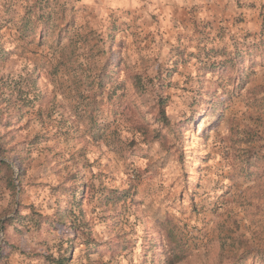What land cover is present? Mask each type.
<instances>
[{
  "label": "rangeland",
  "instance_id": "374dc122",
  "mask_svg": "<svg viewBox=\"0 0 264 264\" xmlns=\"http://www.w3.org/2000/svg\"><path fill=\"white\" fill-rule=\"evenodd\" d=\"M42 1L0 0V48L11 51L0 74L39 63L45 75L59 49L78 39L75 31L91 33L90 43L102 37L106 52L82 59L119 63L131 108L111 125L123 146L47 136L41 119L19 129L17 139L40 133L42 141L21 151L28 160L15 166L23 172L16 195L0 172L2 263L42 264L73 243L72 264H166L172 232L183 256L175 264H264L257 258L264 249V0L231 7L220 0L204 17L200 0H47L56 32L40 44L19 26L26 8ZM204 46L255 62L212 69L200 60ZM79 52L88 54L82 44ZM47 82L39 80L45 90ZM139 110L150 122L147 137L132 126L143 121ZM62 183L85 187L77 235L88 232L101 246L54 222L59 207L73 204L70 193L54 190ZM114 188L130 196L106 204L102 191Z\"/></svg>",
  "mask_w": 264,
  "mask_h": 264
},
{
  "label": "trees",
  "instance_id": "16d2710c",
  "mask_svg": "<svg viewBox=\"0 0 264 264\" xmlns=\"http://www.w3.org/2000/svg\"><path fill=\"white\" fill-rule=\"evenodd\" d=\"M49 7V2L44 0L39 5L33 4L30 8H26L20 18L19 29L22 36H37L40 44L45 43L50 37L55 38L53 34L56 30L51 22L52 13ZM70 24L74 25V22H70ZM67 30L70 31L69 28ZM75 32L78 39L71 38L68 47L64 46L59 49L58 63H54L45 75H43L39 63H26L19 70L14 69L8 73L0 74V125H3V129H0V172H4L7 187L15 195L18 193V186L22 180L21 164L26 165L25 162L28 160L21 151H31L34 144L42 141L40 133H36L32 137L24 136L17 139L19 129L26 128L29 122L34 119H41L43 125H46L44 129L47 136H50L51 133L52 136L58 137L74 133L84 143V147L100 144V142H107V145H110L111 140L112 142L118 141L120 146L124 144L117 128L111 129V125L124 116L123 113L126 115L128 108H131L130 103L126 101L127 82L117 75L119 63H86L87 60L104 54L107 43L100 37L99 43L92 45L90 43L93 38L91 33ZM56 38L57 40L61 39L60 33ZM80 44L87 48L86 56L79 52ZM253 47H257V45L254 44ZM10 53L11 51L0 48V60H7ZM220 54L224 57L216 58ZM243 54L238 51L227 52L218 46H204L200 49V60L202 63H211L212 69L216 68L217 63H222L221 66L225 67L237 63L255 62L254 59L249 60L250 55L245 57ZM251 67H254V63L250 65ZM42 77L48 79L47 83L52 85V88L47 86V89H44V86L39 83ZM63 77H65V81L62 79ZM216 106L214 103L213 107ZM139 112L143 121H133L132 126L147 137L151 134L150 122L146 113L144 114L140 110ZM55 115L56 117H54ZM25 119L26 121H24ZM131 119L129 117V120ZM47 120H50V124H47ZM163 121L166 124L169 122L165 116H163ZM153 132L155 136H159L161 133L157 127L153 129ZM133 141L134 138L130 143ZM115 146L113 143L112 147L115 148ZM252 164L250 163V165ZM17 165L20 166V169L16 172L15 166ZM54 190L70 193L73 203L59 207L55 213L54 222L61 224L64 228H69L70 233L75 234V239L84 240L87 246L93 248L101 246V243L92 238L88 232L83 231V236L77 235V231L82 228V225L78 223L77 210L82 212L81 204L86 196L85 187H71L67 183H62ZM102 193L101 198L106 204H118L130 196L131 190L114 188L105 189ZM31 218L41 221V218L38 217ZM40 221L38 222L40 223ZM4 229L5 224L0 217V232ZM157 232L160 233V230ZM169 235L171 236L169 246L172 251L166 256V264H175L183 260V256L177 248L178 243L174 233L171 232ZM69 241H73V239H69ZM72 248L73 243L58 255L46 254L45 262L42 264H72ZM257 251V258L264 263V249L260 248ZM0 264H3L1 249Z\"/></svg>",
  "mask_w": 264,
  "mask_h": 264
},
{
  "label": "crops",
  "instance_id": "0c3cea01",
  "mask_svg": "<svg viewBox=\"0 0 264 264\" xmlns=\"http://www.w3.org/2000/svg\"><path fill=\"white\" fill-rule=\"evenodd\" d=\"M191 2H194V0H192ZM220 2H221L220 0H200V8H201V10H200V16L201 17L206 16V14H207L205 12V8L206 7L212 8V10L214 11V13H215V9L218 11L220 9V7L218 6L220 4ZM232 2H233V0L232 1L230 0L229 1V6L230 7L232 6ZM202 9H204V11H202Z\"/></svg>",
  "mask_w": 264,
  "mask_h": 264
}]
</instances>
